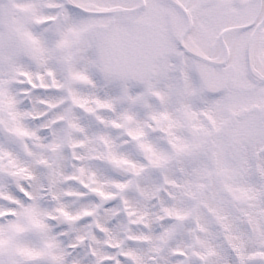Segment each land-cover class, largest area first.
<instances>
[{"label": "snow or ice", "instance_id": "obj_1", "mask_svg": "<svg viewBox=\"0 0 264 264\" xmlns=\"http://www.w3.org/2000/svg\"><path fill=\"white\" fill-rule=\"evenodd\" d=\"M0 264H264V0H0Z\"/></svg>", "mask_w": 264, "mask_h": 264}]
</instances>
